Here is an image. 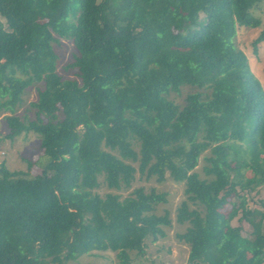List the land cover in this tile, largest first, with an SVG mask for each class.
I'll return each mask as SVG.
<instances>
[{
  "label": "trees",
  "instance_id": "obj_1",
  "mask_svg": "<svg viewBox=\"0 0 264 264\" xmlns=\"http://www.w3.org/2000/svg\"><path fill=\"white\" fill-rule=\"evenodd\" d=\"M257 1L0 0L6 137L32 133L39 153L25 172L0 164V264L144 255L171 225L157 213L166 194L97 191L127 189L136 173L184 183L187 264H264V201L246 198L264 184V85L235 41L261 25ZM61 39L73 78L57 72ZM32 86L28 118L15 108Z\"/></svg>",
  "mask_w": 264,
  "mask_h": 264
},
{
  "label": "rangeland",
  "instance_id": "obj_2",
  "mask_svg": "<svg viewBox=\"0 0 264 264\" xmlns=\"http://www.w3.org/2000/svg\"><path fill=\"white\" fill-rule=\"evenodd\" d=\"M254 15L261 21V25L256 28H246L244 26L238 27L236 35L237 46L246 54L249 62L251 63V69L255 72V75L261 80L264 85V78L261 76L262 59L264 57V40L257 44L258 51L255 54L253 52L252 43L256 37L264 30V0H258L254 6ZM53 48L57 54V72L64 77L73 78L74 71H64L63 66L72 60V54L74 48L71 42L61 39L59 44H53ZM36 99L35 86L29 87L24 96L23 102L17 105L15 113L18 115L27 112L28 118H33V110L30 109V103ZM178 102L182 101V97H179ZM2 100L0 99V102ZM11 115L8 110L0 109V164L5 165L11 171H27L26 159L34 161L37 159L39 153L37 151L38 137L32 133L27 135H20L13 139L6 137L9 130L5 122V117ZM206 154V153H205ZM203 156V155H202ZM202 156L199 159V164L196 170L200 173L204 164ZM202 174V173H201ZM102 180V178H100ZM101 187L97 191L103 195L106 192L118 193L121 197H125L138 187H143L145 191L155 189L158 192H164L166 194V202L162 203L157 208L158 214H163L168 211L171 219L170 227H165V236L158 239L155 242L147 240V247L144 255L135 258L129 264H187L189 248L188 246L178 240L177 234L182 233L185 230L186 224L181 225L176 221V212L180 203L186 199L184 193V183H177L171 178L167 177L162 182H157L154 178L145 179L138 173L135 174V179L131 186L123 190L108 189L103 182H100ZM247 204L250 208L261 209L260 202L264 201V184L256 187V189L250 191L247 196ZM191 207H194L192 204ZM190 207V208H191ZM237 218L232 221V225H238ZM242 225V235H248L250 227L244 221ZM67 264H120L116 254L113 252H97L95 255H85L79 257L74 261H70Z\"/></svg>",
  "mask_w": 264,
  "mask_h": 264
}]
</instances>
